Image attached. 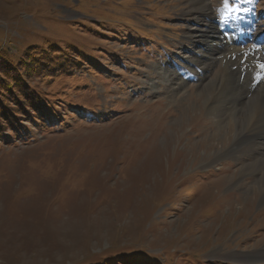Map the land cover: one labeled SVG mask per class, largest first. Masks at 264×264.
<instances>
[{
	"label": "rangeland",
	"instance_id": "374dc122",
	"mask_svg": "<svg viewBox=\"0 0 264 264\" xmlns=\"http://www.w3.org/2000/svg\"><path fill=\"white\" fill-rule=\"evenodd\" d=\"M0 51L41 67L0 95V264H264L263 136L213 162L262 124L264 0H0Z\"/></svg>",
	"mask_w": 264,
	"mask_h": 264
},
{
	"label": "bare ground",
	"instance_id": "6f19581e",
	"mask_svg": "<svg viewBox=\"0 0 264 264\" xmlns=\"http://www.w3.org/2000/svg\"><path fill=\"white\" fill-rule=\"evenodd\" d=\"M209 8V7H208ZM209 10V9H208ZM207 11V10H206ZM205 12V11H204ZM206 13V12H205ZM230 49L233 51V53H238V50L236 49V48H234L233 46L232 47H230ZM234 60H235V58H234ZM234 62V61H233ZM242 63H244V64H250V61L248 60V59H244V58H242ZM236 64V63H235ZM241 65V64H240ZM241 70V69H240ZM253 72L255 71V70H263L264 71V69H251ZM229 81V80H228ZM247 81H248V79H247ZM227 83V82H226ZM235 84V83H234ZM237 85V84H236ZM230 87V86H229ZM235 88V87H234ZM237 88V87H236ZM230 89V88H229ZM232 89V88H231ZM226 90V89H225ZM204 92V91H203ZM227 92V91H226ZM229 92V91H228ZM224 93V92H223ZM243 95H244V93H243ZM233 96V95H232ZM235 96V95H234ZM237 96V95H236ZM257 96V98L259 99V103L257 104V103H255V101L257 100V98H256V100L254 101V100H252L251 102L253 103L254 102V104H253V106H254V108L256 109V110H261V112H262V118H261V120H258V121H261V123L262 124H260V122H259V125L256 127L257 128V130L255 131L254 129L253 130H246V128L245 129H241V128H239V130H238V128L237 129H235V137L233 138V140L230 142V144L225 148H222L221 150H218L216 153H214V159H213V162L215 163V161H216V159L217 160H219V159H221V158H223L225 155H234L236 152V149L238 148L237 147V142H238V140H239V138L240 137H242L243 139H249V138H251V139H253V138H258V137H262L263 136V138H264V95L263 94H258V95H256ZM255 97V96H254ZM243 98H247L246 97V95L243 97ZM230 99V98H229ZM253 99V98H252ZM227 100V99H226ZM235 100V99H234ZM220 101V100H219ZM236 101V100H235ZM238 101V100H237ZM244 101V100H243ZM232 102H234V101H225V104H226V106H225V108H223V109H225L226 111H228L229 110V108H232L231 106L235 103H233L232 104ZM220 103V102H219ZM249 103V102H248ZM214 105V104H213ZM244 105H245V103H244ZM247 105V104H246ZM217 107V106H216ZM236 107V106H235ZM220 108V107H219ZM209 109V112H211V114H212V117H214L217 121H222L223 120V114L221 113V112H219V111H216V109H215V106H214V108H212V106H210V108H208ZM221 109V108H220ZM236 109V108H235ZM248 109V108H247ZM234 110V109H233ZM242 111V109H240V110H235V112L234 113H240ZM215 112V113H214ZM247 112H248V110H247ZM256 112V111H255ZM221 113V114H220ZM230 113V112H229ZM232 113V112H231ZM224 115L225 116H227L228 114L225 112L224 113ZM251 113L249 114V112H248V116H242L241 118H236V122H238V124L240 123L241 125H242V127L244 128V126L245 125H247L246 123H245V121L247 120V122L248 123H250V119H251ZM258 115V114H257ZM229 116V115H228ZM231 116V115H230ZM261 116V115H260ZM253 117V116H252ZM256 117V116H255ZM213 118V119H214ZM258 118V117H257ZM260 119V118H259ZM227 120V119H226ZM257 121V122H258ZM256 122V121H255ZM223 123V122H222ZM252 123V122H251ZM256 125V124H255ZM239 126V125H238ZM223 126H221V127H219L218 129H223L222 128ZM250 127V126H249ZM252 127V126H251ZM251 127H250V129H251ZM253 127H254V125H253ZM252 127V128H253ZM247 128H248V126H247ZM241 138V139H242ZM262 138V139H263ZM246 141V140H245ZM240 142V141H239ZM249 142V143H248ZM248 142H246V143H248V147L246 148V150H247V152H248V150H249V152H251L252 151V148H255L256 149V147H261V146H263V152H262V154H261V157L260 158H258V159H253L252 158V160H255L254 162H247L245 165H243V167H242V173L241 174H243V173H252L254 170L257 172V171H259V172H261L262 174H260L259 176H258V184H256L257 186H258V189L260 190V191H258V194H259V196H257L256 198L257 199H255V202H254V200L252 199V201L251 202H249L251 205H253V204H258L260 207H262L264 204V143L262 142H260V144H257V143H253V140H250L249 139V141ZM242 143V142H241ZM245 145V144H244ZM246 147V146H245ZM242 148H243V145H242ZM240 153V152H239ZM230 158V157H229ZM251 158V157H250ZM233 159V158H232ZM258 172V173H259ZM233 184H235L236 185V182L235 183H233ZM234 186V185H233ZM246 189V188H245ZM245 191V190H244ZM248 195L251 193L249 190H247V192H246ZM254 194V193H253ZM251 195V194H250ZM249 203H247V205L249 204ZM245 205H246V203H245ZM246 207V206H245ZM243 208V210L244 211H248V210H246V208ZM263 209H264V207H262ZM245 212V213H246ZM246 258H257V260H259V259H263L264 258V250H257L254 254H247L246 256H245Z\"/></svg>",
	"mask_w": 264,
	"mask_h": 264
},
{
	"label": "trees",
	"instance_id": "16d2710c",
	"mask_svg": "<svg viewBox=\"0 0 264 264\" xmlns=\"http://www.w3.org/2000/svg\"><path fill=\"white\" fill-rule=\"evenodd\" d=\"M33 59H35V57H33ZM33 59L31 58L30 60H28L26 57H24L16 65H14L16 67H13L10 63L11 61L9 60V55L0 51V62L2 61V63L10 65V67L8 68L7 67L0 68V95L1 96L5 97L6 96L5 92L10 91L11 89L10 86H12L9 83L10 81L14 83V86H17V88L20 89L19 82L20 80L21 81L23 80V77H18L20 74L26 75L28 74V72H34L35 70H40L38 68H41V67H38L37 69L33 67L32 69H30L32 66V62L34 61ZM37 64H38V61H37ZM20 67L22 69H20ZM2 108L3 106L0 105V109Z\"/></svg>",
	"mask_w": 264,
	"mask_h": 264
},
{
	"label": "snow or ice",
	"instance_id": "6c2138e0",
	"mask_svg": "<svg viewBox=\"0 0 264 264\" xmlns=\"http://www.w3.org/2000/svg\"><path fill=\"white\" fill-rule=\"evenodd\" d=\"M224 4H225V7L227 8L228 0H224ZM228 11L231 12V11H233V9L232 8H228ZM262 67H264V65H262ZM255 79H257V80L264 79V76H261L260 74H257Z\"/></svg>",
	"mask_w": 264,
	"mask_h": 264
}]
</instances>
